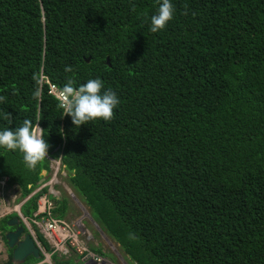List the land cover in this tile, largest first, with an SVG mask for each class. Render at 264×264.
<instances>
[{
	"label": "trees",
	"instance_id": "1",
	"mask_svg": "<svg viewBox=\"0 0 264 264\" xmlns=\"http://www.w3.org/2000/svg\"><path fill=\"white\" fill-rule=\"evenodd\" d=\"M171 3L153 33L158 0H0V130L30 119L49 145L35 169L0 148V182L23 200L60 159L132 263L264 264V0ZM67 78L102 79L120 100L113 118L75 127L50 93Z\"/></svg>",
	"mask_w": 264,
	"mask_h": 264
},
{
	"label": "clouds",
	"instance_id": "2",
	"mask_svg": "<svg viewBox=\"0 0 264 264\" xmlns=\"http://www.w3.org/2000/svg\"><path fill=\"white\" fill-rule=\"evenodd\" d=\"M173 13H174V7H173V4L171 3V0H158V10L156 14L152 15L150 18V23H151L150 31L153 33H156V32L163 30L166 27L167 23L173 19ZM64 71L66 73H71L73 69L71 66H66L64 68ZM32 79L36 85L35 90L33 92V98H39L42 95V83H43L44 77L39 73H34L32 76ZM5 100H6L5 96H0V103L4 102ZM57 103H58V107L63 111V116L66 115V116L71 117L72 124L75 127H80L81 125H85L89 121L96 120V119H103L105 121H110L114 116L113 110L119 105L120 100L115 94V92H113L110 88L107 90H104V82L100 78L89 79L86 83H83L79 86H76L75 81L72 78H67L66 83L63 85L62 88L58 90ZM44 132L45 131L39 127L38 123L34 124L32 120L24 119L22 124L19 127H16L14 129L10 127V128H5L3 130H0V148H6L12 151L19 150L21 153H23V161L25 165L27 166V168L35 169L37 164L43 161L48 155L49 145L44 139V136H45ZM47 159H50V158H47ZM55 161L60 162V159H55ZM2 183L5 184V180H3ZM45 184H46L45 181L40 186H38V183H37V188L27 198L23 200L21 198L22 201L18 205L19 209H17L16 212L21 211V206L26 201L31 199L33 196L42 193L44 189L43 187H45ZM11 188L14 191L15 187H11ZM39 188H40L39 192L33 195V193ZM43 194H46V193H42L39 196V198ZM49 195L51 194H48V197ZM55 202L56 201L54 200L51 201V203L53 204V209L55 206ZM37 213H38V206H37L36 211L33 213L32 218H26L22 215V213H21V216L24 219L25 225H27L26 220L32 222L34 231L42 235L48 244L53 245L51 243L53 241L44 231L43 222L45 221L47 217L40 216ZM5 217L11 218L7 221L8 229H6V231L3 233V237L0 234L3 240L6 241V244H7L6 235L9 232H14L18 227H21L23 228V233L19 237V241H22L25 235L29 234L33 238L35 245L39 249V258L37 259L34 258V259L39 260L40 257H43L42 256L43 252L38 244L39 241L37 240V235L39 234H36V239H35L34 235L29 230V228L21 224L18 218H17L18 220L17 225L9 226L8 222L15 218L13 217V215L5 216ZM53 217L55 216L53 215ZM55 218L59 219L58 217H55ZM34 221L39 223L41 227H38V225H36ZM65 240H66V237L63 240V242ZM7 247L12 253L14 248H10L8 245ZM42 248L45 250L43 246ZM49 253H52V250ZM31 257L32 256H29L21 263H24L27 259ZM11 261H12V258H11Z\"/></svg>",
	"mask_w": 264,
	"mask_h": 264
},
{
	"label": "rangeland",
	"instance_id": "3",
	"mask_svg": "<svg viewBox=\"0 0 264 264\" xmlns=\"http://www.w3.org/2000/svg\"><path fill=\"white\" fill-rule=\"evenodd\" d=\"M48 161L50 171L41 173L46 183L43 187L46 191L44 195L51 193L49 195L51 201L64 199L67 206L66 211L58 219L67 226L64 247L63 244L58 247L48 244L42 235L34 231L32 222L26 220L28 226L25 225L20 213L22 210L16 212L22 201L20 194L16 188L13 191L11 187L0 182V219L13 215L21 224L29 228L35 239L36 234H39L52 250V253L46 252L38 242L46 256L42 253L43 257L36 263L29 259V264H54L52 255L60 263L68 261L70 264H134L115 240L100 228L89 208L80 201L79 196L69 186L68 173L60 166L61 162L52 159ZM11 258L12 253L6 241L0 236V264H6Z\"/></svg>",
	"mask_w": 264,
	"mask_h": 264
},
{
	"label": "built area",
	"instance_id": "4",
	"mask_svg": "<svg viewBox=\"0 0 264 264\" xmlns=\"http://www.w3.org/2000/svg\"><path fill=\"white\" fill-rule=\"evenodd\" d=\"M54 87H50V93L58 99V90ZM54 91V92H53ZM40 190L37 189L34 193H38ZM37 206H38V215L40 216H46L47 218L43 222L44 224V231L47 233V235L51 238L53 242H51L53 245L56 247L60 245H64L63 240L65 239V234H67V226L64 222L58 221L55 217L52 215V209H53V204L51 203L48 194L47 195H42L38 201H37ZM22 217V216H21ZM23 219V218H22ZM24 220V219H23ZM38 227H41L39 223L34 221ZM63 242V243H62Z\"/></svg>",
	"mask_w": 264,
	"mask_h": 264
},
{
	"label": "water",
	"instance_id": "5",
	"mask_svg": "<svg viewBox=\"0 0 264 264\" xmlns=\"http://www.w3.org/2000/svg\"><path fill=\"white\" fill-rule=\"evenodd\" d=\"M89 59L86 60L88 62ZM106 63H108V58L106 59ZM45 181V178H41L38 181V186L42 185ZM18 220L12 219L8 222L9 226L17 225ZM23 233V228L18 227L14 232H9L6 235L7 239V245L10 248H14L12 251V261L15 264L23 262L26 258L29 256H32L33 258L37 259L39 258V249L34 243L33 238L27 234L25 235L24 239L22 241H19V237Z\"/></svg>",
	"mask_w": 264,
	"mask_h": 264
},
{
	"label": "crops",
	"instance_id": "6",
	"mask_svg": "<svg viewBox=\"0 0 264 264\" xmlns=\"http://www.w3.org/2000/svg\"><path fill=\"white\" fill-rule=\"evenodd\" d=\"M51 194V193H50Z\"/></svg>",
	"mask_w": 264,
	"mask_h": 264
}]
</instances>
